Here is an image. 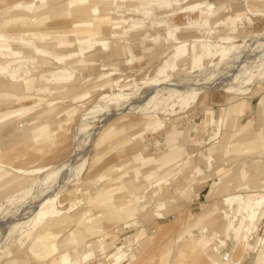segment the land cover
Returning a JSON list of instances; mask_svg holds the SVG:
<instances>
[{"label":"rangeland","instance_id":"374dc122","mask_svg":"<svg viewBox=\"0 0 264 264\" xmlns=\"http://www.w3.org/2000/svg\"><path fill=\"white\" fill-rule=\"evenodd\" d=\"M260 1L114 0L99 38L46 30L0 50V264H41L35 243L53 236L65 250L52 264H264L254 248L264 244V188L237 185L219 203L213 171L232 143L240 152H231L228 179L249 161L258 168L250 180L264 171V13L248 6ZM236 2L246 18L219 25ZM38 137L47 142L25 156ZM191 183L194 197L178 198ZM117 193L133 202L132 220L107 224ZM82 215L81 228L103 226L102 237L72 234ZM190 218L204 221L173 243Z\"/></svg>","mask_w":264,"mask_h":264},{"label":"bare ground","instance_id":"6f19581e","mask_svg":"<svg viewBox=\"0 0 264 264\" xmlns=\"http://www.w3.org/2000/svg\"><path fill=\"white\" fill-rule=\"evenodd\" d=\"M123 1H138V2L144 3V0H123ZM261 1H264V0H261ZM111 5H114V0H21V1L8 0V3L5 6L0 7V50L2 51L14 50L15 51L17 49L24 48L25 47L24 44L16 42L15 39H18V37H32V36L34 37L37 35L39 31H43L42 33H45L46 30L51 31L53 34L59 33V35L62 34V36H64V34H69V33L74 32V30L72 29L74 28L76 29V33L78 37L88 38V37H91L93 34L95 38H99V35L104 32V28L107 29L110 25V16L107 13L116 12L115 9ZM248 6L252 11H255L256 9H260L259 11L261 13H264V5H260V6L248 5ZM241 7H242L241 3L236 2L232 4L229 7L228 11L226 12L227 15L221 18L219 25H230L232 22L236 20L245 19L247 16V12L239 11ZM231 9H234L237 12L232 15L230 13ZM95 12H98L99 14L96 16H93ZM4 13H6V15L5 17H2ZM187 14H190V13H187ZM207 20H209V18L204 17V21L208 23ZM13 23H15L17 26L13 27L12 26ZM244 23L250 24L249 20H244ZM92 24L95 25V29L93 32H91L90 30H82V31L79 30V28L82 26H89ZM241 24L243 23H240L238 25H241ZM5 28H8V29L4 30ZM119 28L120 27L115 26L116 31H119L118 30ZM27 89H30L28 84H27ZM2 96H7V93L1 91L0 97ZM236 99H237V95H231L229 97L230 102H233ZM38 118L39 119L41 118V114H38ZM143 127L144 126L139 127L134 130L132 128L129 129L130 135L132 136L138 135L139 132L142 131ZM43 130L44 128H41L38 131L35 130L34 136L36 137L37 135L42 134ZM67 131L68 130H65V133ZM47 139L48 138H45V137L29 139V141L26 142L24 149H23L25 156H28L30 158L31 151L34 149V147L44 145L47 142ZM170 140H172V136H169L167 139L168 142ZM261 140H262V147L264 148V137H262ZM232 151H235V153L237 151L240 152L238 149L235 148L234 143L230 144L229 147L225 148L226 161H222L213 170L215 174H218V177H216L215 179H217L220 182V185H218L215 191V196L220 200L219 203H222L224 201L226 202L228 200L227 193L231 191L232 188L236 187L237 185L247 184L249 186L250 184L251 187L254 189L264 188V171L258 176L257 179H259V181L255 182V181L250 180L251 172L256 171L258 169L256 168L255 165L251 164L250 161L247 165L243 166L241 171L238 172L232 179H228L229 174L224 173V172H225V167H226L227 162L231 160ZM146 154L148 155L147 151H146ZM158 154L160 153L158 152ZM162 157L163 156L161 155L159 156V158H162ZM32 159L33 157L30 160L23 162L22 164H20V167H24L26 163H29V162L32 163L33 162ZM140 173H141V170H136L137 175H140ZM195 187L196 185L194 183H191L189 185V188L178 191L180 192L178 198L183 199V200L184 199L188 200L189 198L190 199L193 198L194 197L193 192L195 191ZM145 194L149 197H153L154 192L151 190H146ZM263 200L264 199L262 198L260 200V203H262ZM109 201L113 204V206L115 207V210L109 208L104 211L105 216H106L104 218L105 223L118 224V223H121L122 221H125L128 218L132 220L131 213H132L133 202H123L124 200H123L122 193H117L115 197L111 198ZM181 206L182 205L177 206L176 209L178 210L179 208H181ZM163 207L164 206L162 205L157 206L156 211L163 210ZM191 212H194L192 208H191ZM85 220H86L85 215H82L79 217V219H77L76 222L79 223V225L78 224L76 225L79 226V228L75 229L72 232V234L77 235L81 238H84L86 235H89L91 237L93 236L94 238L102 237V235L104 234L103 233L104 230L102 228L103 226H97L96 224L91 223L87 227L81 228L80 225L84 224ZM203 221H204V218H198L196 221H193L190 218L189 222H187V224H184L183 227L177 231V234L175 235V238L173 239V243L175 242V243L182 244L184 237L189 233V231L195 230L193 229L192 226L195 223L198 225H201ZM66 235L67 234H65V236ZM243 236L245 238L247 237L250 243V242H253L254 239L256 238V233L252 229L250 230L249 228H247L245 229ZM64 240L65 238L57 240L56 236H53L52 241L49 243L48 242L44 243L42 242L43 240L42 241L37 240L35 245L36 246L40 245L41 247L35 251V258L37 260L42 261L41 264H52L54 257L61 255L60 253L65 250ZM192 241L194 242V244L191 248V252L194 253V251L197 248L196 243H195L196 240L193 239ZM97 243L98 241L94 242L95 245ZM169 247L171 246L167 245V247L165 248V251L169 250ZM254 248L256 249V251L258 250V253H260L261 249L264 251V244L262 247L260 246V247H254ZM96 249H97V246H96ZM121 250L122 248L118 249V251H121ZM218 256H219L218 252L212 254L211 259L213 260V262H216ZM72 259H73L72 257L70 259L64 258L61 264H69V262ZM116 261H119V258H116ZM256 264H259V263L256 262Z\"/></svg>","mask_w":264,"mask_h":264},{"label":"crops","instance_id":"0c3cea01","mask_svg":"<svg viewBox=\"0 0 264 264\" xmlns=\"http://www.w3.org/2000/svg\"><path fill=\"white\" fill-rule=\"evenodd\" d=\"M238 195L239 194H236V197H238ZM239 207H240V203L236 200V202H235V205H234V207H233V215L235 214V213H237L238 212V209H239ZM202 208V206H195V207H192V209H193V211L194 212H198L200 209ZM232 215V216H233ZM259 234V233H258ZM260 236H264V233H261V234H259Z\"/></svg>","mask_w":264,"mask_h":264}]
</instances>
